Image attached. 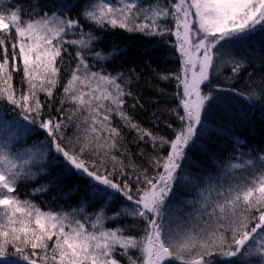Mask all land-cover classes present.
I'll use <instances>...</instances> for the list:
<instances>
[{
	"label": "snow or ice",
	"instance_id": "6c2138e0",
	"mask_svg": "<svg viewBox=\"0 0 264 264\" xmlns=\"http://www.w3.org/2000/svg\"><path fill=\"white\" fill-rule=\"evenodd\" d=\"M73 7L56 0L48 12L34 7L26 21L19 9L7 15L0 11V103L11 106L23 134L43 136L23 149L18 146L26 139L0 141V264H214L217 253L237 258V264H264V149L234 137L249 151H241V159L248 158L230 167L249 168L248 182L221 194L222 200L205 202L196 224L170 211L174 188L192 182L185 174L191 166L187 151L209 152L200 139L220 134L207 118L214 93L245 95L213 79L228 67L232 76L224 79L233 80L245 67L227 49L231 42L264 31V0H152L149 6L143 0H86L77 16L70 15ZM81 20L100 29L175 36L180 69L161 76L175 80L177 87L178 103L171 111L179 124L166 125L173 130L171 139L134 123L125 110L128 98L135 101L131 108L140 103L129 87L139 79L135 70L127 75L92 70L85 49L97 60L116 53H93L101 38L85 31ZM68 46H76V63L53 112ZM16 73L22 76L20 89L13 86ZM248 87V99H264V78ZM114 115L140 141L147 137L153 150L167 146L166 155L148 159L151 171L131 163ZM54 166L79 180L92 202L101 204L89 220L44 212L15 195L22 181ZM113 201L123 206L107 215ZM128 217L133 220L128 227H105Z\"/></svg>",
	"mask_w": 264,
	"mask_h": 264
},
{
	"label": "trees",
	"instance_id": "16d2710c",
	"mask_svg": "<svg viewBox=\"0 0 264 264\" xmlns=\"http://www.w3.org/2000/svg\"><path fill=\"white\" fill-rule=\"evenodd\" d=\"M161 1L165 2V0ZM66 2L69 5L75 4L70 15L77 16L86 0H66ZM146 2L150 3L151 0H143L144 4ZM55 3L56 0H0V11H4L7 15L8 12L19 9L24 20L32 16L34 7L36 11L43 9L48 12L53 9ZM81 23L84 24L85 31L94 33L101 38L94 44L97 49L101 51L103 48L116 53L111 56L110 62L101 63L92 54L87 53L92 70H103L113 75L118 72L127 75L130 70H135V76L139 79L133 80L129 87L140 103L135 108H131L130 105L135 101L128 98L125 110L134 123L150 130L156 136L171 139L174 135L173 130L166 125L172 124L175 127L179 124L171 111L178 103V100L175 99L176 81L163 80L161 76L178 72L180 69L178 61H181L178 51L174 48L175 41L166 36H147L120 28L105 27L100 29L84 20H81ZM229 49L232 56L237 60L244 61L245 67L233 80L224 79L232 76L231 69L224 67L213 79V83L222 84L225 88L234 87L245 95L241 97L232 91L214 93L216 98L211 102L207 118L214 128L219 129L220 134L212 133L210 137L200 139V143L210 149L209 152L206 153L200 148L187 151L186 155L191 166L185 168V174L192 175L197 179L196 186L187 189L182 184V186L174 188L175 195L172 197V200L183 203L184 195H186L185 207L187 211H190L193 206L197 208L196 213L194 211V218H197L198 221H200V215L204 213V203H210L214 196V187L220 183V191L225 192L230 188L235 189L237 185H240L241 180L246 184L251 178L249 168L230 167V165L242 163L248 158L245 156L242 160L241 151L245 153L249 151L248 148L236 145L233 138H239L240 135L252 148H264V105L253 103L251 99L247 98L252 91L248 86L255 84L259 77H264V31L257 30L248 38L231 42ZM69 50L74 54L77 49L72 47ZM63 59L65 63L62 65L63 67L61 66L60 83L54 94L56 102L63 95V85L69 78L71 68L76 63V60H70L66 54L63 55ZM257 61H261L259 69H257ZM249 79L251 82H248ZM21 80L20 73L14 74L13 86L20 89L22 87ZM41 99H44V95H41ZM224 103H226L225 107ZM246 104L249 105V108L246 112H242L241 108ZM17 119L19 118L15 116L10 105L0 103V133L6 124H13ZM113 124L121 131L122 143L130 153L131 163L151 171V166L148 164L149 158L146 156L163 155L164 153H160V151L165 152L166 145L162 148L158 146L157 150H153L147 137L144 141H140L136 131L128 128L118 116H113ZM42 139V135H33L30 138L27 136V144L20 143L19 145L30 146L33 142ZM207 140L212 146L206 144ZM141 153L144 156H141ZM128 163L129 161L125 160V164ZM127 170L130 171V169ZM41 186L46 190L36 191ZM15 195L21 200L31 201L44 212L67 213L85 221L89 220L101 207L100 203L92 202L91 198L87 196L86 190L79 180L68 178L62 168L55 166L38 174L33 180L22 181L18 185ZM122 206V203L113 201L105 211L107 215H112ZM170 211L179 220L183 216L181 212ZM205 218L207 217L205 216ZM132 222V218L128 217L115 222H107V225H112V228L128 227ZM131 234L136 235L137 233ZM12 251L11 248L8 249L9 253ZM218 259L219 257H213L214 264H218ZM229 259L230 263L224 264H237V258L229 257Z\"/></svg>",
	"mask_w": 264,
	"mask_h": 264
},
{
	"label": "rangeland",
	"instance_id": "374dc122",
	"mask_svg": "<svg viewBox=\"0 0 264 264\" xmlns=\"http://www.w3.org/2000/svg\"><path fill=\"white\" fill-rule=\"evenodd\" d=\"M151 2H152V0H151ZM155 2H157V3H164L161 0H155ZM150 3L149 2H146L145 3V6H149ZM12 11H16V10H12ZM21 18H23V17H21ZM24 20L26 21L28 19L25 18ZM166 37H169L171 40H173V41L176 42L175 36H171L170 35V36H166ZM72 47H76V46H68V51H67V53H64V54L68 55L70 60H75V53L72 54L70 52V50H69V48H72ZM84 51H85L86 54L89 53L87 49H85ZM227 51L230 52V49L228 48ZM92 52L93 53L94 52H101L102 55H109V54L113 53L112 50H106V49H103V48L100 51V49H97L94 45L92 47ZM111 56H113V55H111ZM111 56H110V59H107V60H97V59L96 60L98 62H100V63L101 62H105V61L110 62L111 61ZM58 63H59V61H58ZM178 63L181 64V62H179V61H178ZM66 64H67V62H66ZM256 64H257V69H259L260 68V65H261V61H257ZM262 78H264V77L263 76L259 77L258 80L255 81V84H260ZM248 82H251L250 79L248 80ZM176 92H177V87H176ZM62 93H63V91H62ZM41 95H43V94H41ZM61 99H63V95L57 100V103L52 104V106H51L52 107V110H54V109H56V107H58L59 101ZM251 101H253V103H257V104H260V105H264V99H259L258 100V99L253 98V99H251ZM226 103H227V101H226ZM226 103H224V107L226 106ZM248 108H249V105L246 104L243 108H241V111L242 112H246L248 110ZM0 136H1L0 137V141H3V140H11L13 138H19L20 140H25L27 138V135L23 134L21 132V130L18 127H16V124L15 123H13V124H6L5 127H4V130L0 133ZM239 139L242 140V141H245L243 138L240 137V135H239ZM206 144L208 146H212V144L208 140L206 141ZM18 147L20 149H23V148L29 147V146H20L19 145ZM165 150H166L165 152L164 151H160V153H164L163 155H166L167 152H168L167 146L165 147ZM146 158H150V156H146ZM188 176L191 177V181L192 182H189V181L186 180L183 183V185H185V187L187 189H190V188L194 187V185L196 186L197 179L194 176H192V175H188ZM244 183L245 182L243 180H241L239 184L240 185H244ZM220 188H221V184L220 183L218 184L217 187H214V196H213L211 202L212 201H215V200H222L224 197L221 194H224V195L227 194L228 191L221 192L220 191ZM186 198H187V196L184 195V198L183 199H185V200L183 201V203L182 202L175 201V200H172V207H171L170 210H173V211H176V212H181L183 214V216L180 219L181 221H184L186 218H189L190 217L191 219L189 220V222L192 223V224H196L197 222H199L197 218H194V211L197 208L195 206H193L190 211H187V208L185 207ZM184 210H186V211L183 212ZM210 210L211 209H209V211ZM195 213H196V211H195ZM72 216H75V215H72ZM108 222H111V221H108ZM111 226H108L107 225V222L105 223V227L112 228ZM215 257H219L218 264L230 263L229 257H225L223 255H220L219 253L215 254L214 255V258ZM8 258L18 259V258H14V257H8ZM0 259H3V258H0Z\"/></svg>",
	"mask_w": 264,
	"mask_h": 264
}]
</instances>
